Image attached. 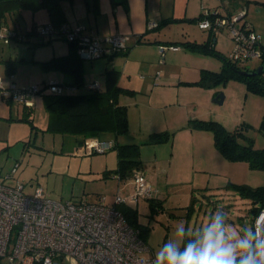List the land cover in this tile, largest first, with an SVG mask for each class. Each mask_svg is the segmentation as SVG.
<instances>
[{
  "label": "rangeland",
  "instance_id": "obj_1",
  "mask_svg": "<svg viewBox=\"0 0 264 264\" xmlns=\"http://www.w3.org/2000/svg\"><path fill=\"white\" fill-rule=\"evenodd\" d=\"M113 1L118 2L119 0ZM256 1L258 2L247 1L250 4L249 17L256 23L258 31L264 36V0ZM62 4L70 11V4L67 1L62 2ZM111 4L117 11L113 12ZM101 5L102 10L97 15V21L102 24L105 23L110 28H115L116 22L117 27L122 29L126 20L123 5L114 4L109 0H102ZM133 8L136 10V6ZM93 12L92 10L90 15H94ZM42 17L46 18V15L43 10H40L36 13L37 21L41 22ZM33 19V15L26 11L23 19H20L19 27L24 30L30 26ZM187 24L191 25L190 23ZM181 26L183 25L171 24L166 27L162 24L161 27L167 33V38L161 36L160 41L165 47H168L170 43L177 42L190 55L186 58L173 57L172 60L167 57L163 58L162 62L159 58L160 55H158L157 59L153 61L151 71L156 72L155 70L160 69L164 62L165 70H183L184 74L186 73V79L196 77L191 74V71H194L192 67H198V72L201 69L219 71L224 62L223 56L191 51L185 48L183 42L186 40L182 38L180 33L190 31L183 30ZM194 27L199 33L201 32L197 26L194 25ZM189 38L193 37L190 36ZM55 48L58 51L66 48L65 51L67 52V41L52 39V41L41 45L12 41L0 51V58L2 56L3 58L16 56L31 60L16 64L13 80L14 83H17V75L21 78H28L37 73L38 70H42L40 64L33 61L35 59L34 54L35 57L37 53L45 57V55L52 53ZM229 52L226 54L227 57L230 55ZM124 56L122 55V57ZM103 59L106 57L102 56L92 60L84 59L83 85L75 88L66 87L65 93H73V90H76L75 93L84 92L86 90L85 84L92 81H98L104 87V74L101 66V62H104ZM261 62L260 57H253L239 65L254 69ZM97 64H100L101 70ZM159 72H156L157 75ZM149 73L151 72H148L147 69H142L136 75L140 78L149 79L151 84L160 80L155 75L152 79ZM66 75L70 76L69 74ZM0 76L5 82L9 79L3 62H0ZM130 77L132 79L128 81ZM130 77L128 74L122 75L119 84L127 86L137 80L136 77ZM160 77H163L162 86L166 92L162 98L156 99L154 93L149 94L150 84L147 90L142 92L140 90L142 88L139 89L141 81L137 80L139 84H133L136 87V93L133 94L135 97L132 95L130 97L134 98L122 99L130 108L133 125L129 136L135 139L134 142L140 144L143 167L146 170L151 168L153 166L152 161L156 157L160 166H166V170H169L170 185L161 183L159 187L162 191L160 201L140 199L134 206L138 223L147 228L144 238L150 251L146 255L155 257L161 246L170 238L175 237V230L179 225H184L186 228L184 243L190 239L199 238L213 214L220 211L226 214L224 228L226 239H239L241 234L245 232H248L250 236L252 233V207L258 204L252 202L249 196L241 195L240 191L232 186L234 184H246L250 187L264 186V169L252 168L243 160L225 159L214 147L213 134L210 130L190 129L187 125L188 119H186V125L183 124L182 119L188 111L200 116L197 119L216 120L229 130L241 127L243 133L252 140L254 148H264V95L248 90L245 83L237 79H227L223 84L220 83L211 87L182 83L188 87L180 86L181 88L178 89V86L168 84L170 77L162 75ZM38 83L41 86L46 84L39 80ZM190 87L201 88V95L199 91L196 92ZM49 92L46 86L41 90L43 94ZM220 92L225 96L223 103L213 102V98ZM0 101L3 100L0 99ZM12 107L11 113L13 114H10V117L16 118L15 122H12L8 128L0 122V180H3L2 183L14 185L16 182H20L25 185L26 191H31L38 184L43 187L44 194L55 201L96 202L102 196L105 203L112 205L115 195L119 193L118 190L122 195L128 193V191L123 192L122 190L123 182L118 183V179L111 176L103 177V172L98 170L105 157L108 167L116 166L117 157L113 148L103 153L95 152L90 155H81L74 151L73 142L66 139V135L43 131L48 119L44 107L36 108L33 115L31 114L32 116H27L32 117L31 123L29 120L17 119V117H22V104L19 106L18 114L15 111L16 105H12ZM1 109L3 107L0 108V113L9 115L8 112ZM141 119L148 123L147 127H158L159 129L168 123L170 125L168 132L171 137L160 142L148 141L149 134L141 136L137 130L138 122ZM8 133L9 137L6 140ZM120 138L119 141L122 143L132 141L128 136H120ZM6 145H9L7 146L8 151L1 152V148ZM184 151H190V155L193 157L189 156L186 159V156L183 155ZM11 160L13 163L16 162L15 166L18 164L17 170L16 168L11 169L13 166ZM6 175L11 176L3 179ZM182 178L185 182H181ZM154 201L158 203H154Z\"/></svg>",
  "mask_w": 264,
  "mask_h": 264
},
{
  "label": "built area",
  "instance_id": "obj_2",
  "mask_svg": "<svg viewBox=\"0 0 264 264\" xmlns=\"http://www.w3.org/2000/svg\"><path fill=\"white\" fill-rule=\"evenodd\" d=\"M210 14L212 18H208ZM216 14L204 10L198 26L213 31L227 28L233 42L232 58L261 56L260 35L243 22L245 11L232 16ZM155 25L154 21L148 23L149 28ZM40 33L74 42L79 57L87 60L128 47L124 35L93 36L79 24L56 26L49 22L40 27ZM9 34L8 30L0 29V38L5 42ZM12 78L11 74L5 82L0 77V94L27 106L33 105L32 98L41 95L45 86L53 93H62L66 88L57 81L44 86L34 83L19 87ZM86 87L96 90L102 86L92 81ZM113 147V140L89 138L77 153H103ZM131 180V190L125 195L117 193L112 205L105 203L102 196L96 202L55 201L38 184L26 191L20 182L14 185L0 182V264H152L155 257L146 255L150 249L140 230L128 222L117 206H135L140 199L153 198L157 190L152 188L142 169H134ZM251 224L252 231L264 224V205L253 213Z\"/></svg>",
  "mask_w": 264,
  "mask_h": 264
},
{
  "label": "trees",
  "instance_id": "obj_3",
  "mask_svg": "<svg viewBox=\"0 0 264 264\" xmlns=\"http://www.w3.org/2000/svg\"><path fill=\"white\" fill-rule=\"evenodd\" d=\"M64 1L70 4L74 2V0H0V29L10 32L7 42L0 38V51L3 50L6 44H10L11 41L41 45L52 41V39L64 40V38L50 37L40 33V27L46 23L50 22L56 26L62 23L67 24L62 9V2ZM40 10L46 12L49 21L38 25L33 19L30 27L24 30L19 27L20 19H23L25 11H29L34 16ZM202 17L203 14L191 20L198 21ZM212 17L213 14L208 15V18ZM243 22L247 23L244 18ZM249 27L253 30L250 24ZM67 45L68 51L65 54L54 55L46 60L33 61L39 63L44 70H57L69 74L72 79L71 86H81L83 85L84 59L79 57L74 42L67 41ZM171 45L174 44L171 43ZM183 45L191 51L221 55L209 41H185ZM259 45L262 52L260 56L262 59L261 64H264V45L261 44V40ZM126 49L116 50L104 55L108 57V66L104 71V87L89 90L86 87L87 83L85 84L86 91L81 93H65L64 89L62 93L49 92L41 94L42 105L48 114L47 125L43 131L61 135L113 138V149L116 151L117 164L114 169L105 171L103 177L116 175L119 179L131 178L134 169H142L140 144L134 142L121 143L118 141L120 136L127 134L129 131L127 107L119 103V98L124 94L133 95L135 91L119 84V71L112 67L110 62L112 55ZM223 58L224 62L219 71L201 69L197 80L185 83L211 87L220 83L223 84L227 79H237L243 81L248 90L264 95V72L254 75L240 74L239 70L252 71L256 68L248 69L239 65L248 59H235L231 56H223ZM21 61L31 60L24 57L3 58L2 56L0 58V62L4 63L5 71L9 75H13L16 64ZM57 82L70 87L68 84ZM29 110H32L31 107H29ZM25 119L31 123L30 118L27 117ZM187 125L190 128L210 130L213 134L214 147L225 159L243 160L252 168L264 169V148H254L252 140L243 133L241 127L229 130L216 120L197 118L189 119ZM31 126L33 125L31 124ZM170 137L171 134L167 131L151 132L148 136V141L160 142ZM232 187L240 191L241 195L249 196L252 202L258 204L252 207L253 213L261 205H264V186L250 187L246 184H234ZM157 201H154V203H158ZM117 208L122 211L132 226L140 230V234L145 240L144 236L147 233V228L138 223L136 208L125 204H120Z\"/></svg>",
  "mask_w": 264,
  "mask_h": 264
},
{
  "label": "crops",
  "instance_id": "obj_4",
  "mask_svg": "<svg viewBox=\"0 0 264 264\" xmlns=\"http://www.w3.org/2000/svg\"><path fill=\"white\" fill-rule=\"evenodd\" d=\"M245 1L258 2L256 0H119L118 2H115L113 0H109V2H112L114 4L115 3L122 4L124 9H125L126 20L123 24L124 27H122V29H119L117 27L118 25L116 22H115L116 27L110 28L105 23L102 24V23H99L97 21V15L102 10V5H101L102 0H95L93 2H90L89 0H74V2L72 4H70L68 2L70 4V11H68V9L63 7V4H62V9L64 12L65 22L68 25H77V24L84 25L86 31L93 36L101 37V36H107L110 34H122V35L126 36L127 42H128L127 43V45H128L127 49L125 51H121L119 53H116L115 55H112V59L110 62L112 67H114L115 69H117L119 71L118 82L120 80V77L122 75H125V74H128L129 77L130 76L136 77V79L138 81H141L140 84L137 83V80H135L134 83H132V84L130 83V85H127V86L121 85V86L131 88L135 91V93H136V87L133 84H139L140 85L139 89L142 88V89H140L142 92L146 91L147 88L150 86L149 94L154 93V96L156 97V99H158V97L162 98L166 94V92L163 90L164 87L162 86L163 85L162 84L163 77H160V75L170 77V81L168 82V84L178 86V89H180L181 87H188V86L182 85V83L185 84V82L186 83L187 82H193V81L197 80L199 77L198 67H192L194 71L193 72L191 71L192 76H196V77H193L194 79H186L187 78L185 75L186 73L184 74L183 70L182 71H180V70L174 71V70H170V69L165 70V68H164L165 62H164V65L160 69L155 70L156 72L162 71L163 73L159 72L157 75L156 72L153 73V71H151L153 68V65H152L153 61L157 59L158 55H160L159 58H160L161 62H162L163 58H167V57H169V59L172 60L171 58H173V57L174 58H182V57L186 58L190 55L188 52H185L184 49L182 48V46L177 42H173V44H174L173 46H177L178 48L173 49V50L171 48H168L171 45V43H170L169 46L166 47V49L161 51L159 46H162L163 43H161L160 38H161V36H163V38H167L166 37L167 33L164 32L163 28L161 27L162 24H164L166 27L167 26L169 27V25H171V24L183 25V26H181V28L183 30L190 31L188 33H185V31H182L180 33L182 35V38H185L186 41H197V42H202V41L208 42L209 41L211 43V45L214 46V48L222 56L227 57L226 54L229 51H231L232 50L231 48L233 47V42L231 40L228 29L225 27L221 28L219 31H213L211 29H203V28H200L198 26L197 21H192L191 19L197 18L199 15H202L204 10H207L209 12L216 11V13H217L216 16H232V15L236 14L237 12L245 11L244 20L250 24V26L252 27V29L256 33H258L260 35L261 44L264 45V36H262L261 32L258 31V27H257L256 23L252 20L251 17H249V8H250L249 6H250V4H248ZM133 6H136V10H134ZM112 8H113V5H112ZM92 10L94 11L93 12L94 15H90V12ZM114 11H117L116 8H113V12ZM27 12H29V11H27ZM36 13L33 16L36 24L39 25V24H43V23L49 21V18L47 16L46 12H45L46 18H44L45 17L44 16V17H42L43 19L41 22L37 21ZM23 16H24V14H23ZM149 21H154L156 23V25L152 28H149L148 27ZM187 23H190L191 25H189ZM194 25L197 26L198 29L201 31L200 33L197 31V29L194 27ZM28 27H30V26H28ZM157 29H159V30L157 31ZM190 36L193 38H189ZM139 37H141L140 40H138ZM65 50H66V48L58 51L55 48L52 50V53L45 55V57L43 55H38V53H37L36 57H35V54L33 55L35 58L34 60H37V61L46 60V59H49L50 57H52L54 55L65 54L66 53ZM229 54H230V52H229ZM118 55H121V56H118ZM122 55L123 56L125 55V56L122 57ZM9 57H12V56H9ZM97 58L98 57H96L94 59H97ZM107 58L108 57H106V59H103L104 62H101V66L103 67V69H102V67H100V64H97L100 67V70L101 69L103 70L102 71L103 74H104L106 67L108 66ZM142 69H144V70L147 69L148 72H151V73H149L150 74L149 76L152 79H154L153 75H155V77H157L158 79L160 78V80H158L156 78L158 80L157 83L151 84L149 79L140 78L136 74L139 70H142ZM16 79H17V81H16L17 83H15V84H17V86H19V87L29 86L31 84L38 83V80H39V81H42L46 84L49 83L48 81H50V82L59 81L61 83L70 85L71 88H75V87L71 86V83H72L71 76H67L66 73L60 72L57 70H44V69H42V70H38L37 73H35L34 75L32 74V76H30L28 78H21L20 76L17 75ZM131 79H132L131 77L128 78V81H131ZM8 81H9V79H8ZM13 82H14V80H13ZM190 88L194 89V91H196V92L199 91V93L201 95V93H202L200 90L201 88H193V87H190ZM73 92H76V90H73ZM135 93H134V95H135ZM36 96H38V97L36 98ZM36 96H34L32 98L33 105L29 106L32 109L30 111L29 107H27V105L20 103V102L12 101L11 99H8V98H4L1 95L0 99L3 101L5 100L4 102L6 104L3 101H0V108L3 107V109H1V110H3L4 112H8L9 115H6V113H0V122L3 125H5V127H7V128L10 127L9 125H11L12 122H15L16 118L10 117L11 116L10 114H13V113H11L13 110L12 105H16L15 111H16V114H18L17 111H19L18 110L20 108L19 106L22 104V117H17V119H19V120H26L25 118L28 115H31V114L33 115L36 108L43 107L42 95H36ZM130 96H132V95H129V94L125 95L124 94V95H121L119 98V103L124 104L127 107V115H128V122H129V131L127 134H125L123 136H128L129 138H131L130 140H132V141H126L125 143L134 142V140H135L133 137L129 136L130 135L129 133H131L132 125H133V119L131 118L130 111H129L130 108H128V105L122 101V99H126V98L128 99V98H134L135 97V96L134 97H130ZM37 99H38V101H37ZM36 103H37V106L35 107ZM208 112H210V111H208ZM195 117L199 118L200 116L195 115V113L191 114L190 112L186 111V114L184 115V117L182 119L183 124L186 125V123H185L186 119L189 120V119H192ZM28 118H30L32 120V117H28ZM172 118H174V117H172ZM166 121H167V119H166ZM160 122H163V121H160ZM138 123H139V125H138L137 130H138V133L141 134V136L148 135L153 131L158 132L160 130V132H161L162 130H165L168 132V130H170L169 129L170 125L168 123L166 125H162L163 127H161V129H159L158 127H155V128L147 127L148 123L145 121L143 122L142 119ZM46 125H47V123H46ZM46 125H45V127H46ZM183 126H182V128H183ZM190 129H192V128H190ZM8 137H9V133L5 139L7 140ZM68 137H70V138H68ZM89 138H98L101 140H113V138H111V137L100 138L98 136L82 137L79 135H70V136L66 135V139H69L73 142L72 147L74 148V151H78V149L81 148L83 146L84 142L86 140H88ZM120 139L121 138L119 137L118 141ZM125 139L128 140V138H125ZM134 143H136V142H134ZM7 146H9V145L3 146L1 148V152H4L5 150L7 152L8 151ZM140 152H141V149H140ZM115 154H116V151H115ZM190 154H191L190 151H188V152L184 151V153H183V155L186 156L185 157L186 159H188L189 156L193 157V155H190ZM8 155L10 156V153ZM116 157H117V155H116ZM186 161H188V160H186ZM11 162L13 163V160H11ZM15 163L16 162H14L12 164L13 166H11L12 170H14V168H16V170H17L18 164L15 166ZM116 164H117V162H116ZM152 164H153V166L147 170L143 167V164H142V167H143L142 170L145 173L146 178L149 181V183L151 184L152 188L157 190V193L155 194V198H151V199H155V200L160 201V199H161L160 196H162V194H161L162 191L159 189V187H160L161 183L163 182L167 186L170 185L169 170L168 169L166 170V166L161 167L160 163H159V161H157L156 157H154ZM157 164H158V166H156ZM115 167H108V165H106V157H105L98 170H100V172L104 173L105 171L114 169ZM10 176L11 175H6L3 177V179L8 178ZM108 176H111V177H114L115 179H118V181H119L118 183L123 182L122 183L123 184V186H122L123 192H126V191L129 192L131 190L132 180L130 177L124 178V179H119L118 177H116V175H108ZM181 180H182L181 182H185V181H183V178ZM2 181L3 180H0V182H2ZM118 191L120 192V190H118Z\"/></svg>",
  "mask_w": 264,
  "mask_h": 264
},
{
  "label": "clouds",
  "instance_id": "obj_5",
  "mask_svg": "<svg viewBox=\"0 0 264 264\" xmlns=\"http://www.w3.org/2000/svg\"><path fill=\"white\" fill-rule=\"evenodd\" d=\"M226 214L214 213L199 238L184 243L186 228L179 225L175 237L165 242L152 264H264V224L258 230L225 238Z\"/></svg>",
  "mask_w": 264,
  "mask_h": 264
},
{
  "label": "water",
  "instance_id": "obj_6",
  "mask_svg": "<svg viewBox=\"0 0 264 264\" xmlns=\"http://www.w3.org/2000/svg\"><path fill=\"white\" fill-rule=\"evenodd\" d=\"M264 72V64L259 65L255 70L252 71H247V70H239L240 74H244V75H254V74H258V73H262ZM224 94L222 92L218 93L214 98H213V102H216L218 104H222L224 101Z\"/></svg>",
  "mask_w": 264,
  "mask_h": 264
}]
</instances>
